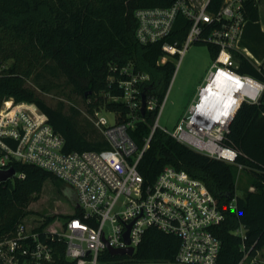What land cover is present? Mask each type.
<instances>
[{"label":"built area","instance_id":"1","mask_svg":"<svg viewBox=\"0 0 264 264\" xmlns=\"http://www.w3.org/2000/svg\"><path fill=\"white\" fill-rule=\"evenodd\" d=\"M165 4L137 7L135 38L140 44L161 42L163 55L158 63L177 55L181 58L192 43H205L217 49L203 82L171 132L177 141L208 156L234 163L237 150L225 144L229 123L243 102L257 103L264 94V78L241 73L233 56L244 54L258 71L264 67L241 44L247 18L243 0H164ZM186 22L181 42L170 41L176 18ZM179 62V61H178ZM124 74L116 85L120 96L112 101L125 103V120L109 123L102 109L88 111V119L99 131L106 147L64 150V140L48 122L47 115L33 102L12 97L0 104V169L14 162L28 163L50 172L69 184L76 193L81 216L71 217L59 228H47L45 239L37 231L18 223L12 235L0 237V264H54L56 249L46 240L56 236L64 241L65 258L74 264H216L219 239L211 227L224 216L204 182L183 169L166 165L152 182H145L137 169L143 151L158 126L157 119L168 95L160 97L142 91L150 76L131 65L119 68ZM144 95V110L141 112ZM236 102L232 111L226 105ZM156 110L143 146L137 147L129 135L143 113ZM160 128V127H159ZM241 169L240 164H236ZM24 177L15 171L14 177ZM231 206V205H230ZM109 223L106 229V223ZM128 225L129 228H128ZM155 228L178 237L172 260L133 258L144 232ZM128 229L127 240L124 236ZM132 247L131 255L108 260L103 252ZM237 264H264L257 255L245 253Z\"/></svg>","mask_w":264,"mask_h":264},{"label":"trees","instance_id":"2","mask_svg":"<svg viewBox=\"0 0 264 264\" xmlns=\"http://www.w3.org/2000/svg\"><path fill=\"white\" fill-rule=\"evenodd\" d=\"M159 4H165L164 0H0V104L8 97L34 102L63 138L66 151L106 147L91 122L77 120L78 110L72 109L67 114L61 105L46 104L26 82L30 78H39L43 70L52 76L62 75L86 100L88 111L105 109L118 113V122L125 120V103L107 99V96L122 93L116 85L117 80L124 77L119 68L131 65L134 70L148 73L150 79L141 89L156 92L160 97L175 69L176 61L172 59L158 63L163 55L161 42L140 44L134 34L136 19L133 11L137 7ZM243 7L247 21L241 44L264 64V31L259 23L258 0H243ZM186 26L183 18L178 16L168 40H177L181 44ZM207 46L213 57L217 49ZM233 56L239 72L264 78V67L258 71L240 52H234ZM40 86L48 89L45 84ZM155 114L156 110H146L144 120L136 121L129 129L137 147L143 146ZM224 142L237 150L235 164L201 153L156 127L137 169L145 182H152L166 165L200 178L224 216L211 227L220 241L216 264H237L245 253L251 257L264 247V94L257 103L243 102L239 106L229 123ZM236 164L250 174L248 186L240 194L235 185ZM13 168L23 172L24 177L15 176L0 183V237L12 235L18 223L23 222L29 213L30 202L38 199L47 179L58 182L50 172L33 164L14 162ZM72 210L66 219L81 216L75 202ZM54 218L45 217L32 226V230L45 239V230ZM146 232L171 238L173 244H167L156 257L146 258L142 255ZM143 237L133 258H174L179 243L177 236L148 228ZM46 240L56 249L54 264H74L65 258L63 240L58 241L56 236H48ZM102 258L117 260L124 257L105 250Z\"/></svg>","mask_w":264,"mask_h":264},{"label":"rangeland","instance_id":"3","mask_svg":"<svg viewBox=\"0 0 264 264\" xmlns=\"http://www.w3.org/2000/svg\"><path fill=\"white\" fill-rule=\"evenodd\" d=\"M258 11L261 27L264 29V0L259 2ZM208 49L205 43H192L181 58L177 60V57H171L176 63L169 82L167 99L157 119L160 128L171 132L194 97L197 87L203 82L204 79L202 80V78L206 75L212 63V57ZM40 84L47 85L48 89L41 88ZM26 85L33 89L37 97L41 98L46 104L53 107L61 105L63 111L67 114H70L72 109H76L79 112L76 118L80 123H84L86 119L89 121L86 100L67 84L62 75L52 76L43 70L39 78L28 79ZM107 99L112 100L111 96H107ZM102 113L109 123L114 122L115 115L113 112L102 109ZM249 180L250 174L248 171L242 168L236 169L235 185L237 194H240L242 189L248 186ZM76 201V193L69 184L60 180L53 182L51 179H47L42 185L38 199L30 202L28 206L29 213L24 216L23 222L30 229L43 221L45 217L55 216L47 227L51 229L59 228L60 222L65 220V216L73 211V203H76ZM105 227L108 229V222ZM173 241L171 238L160 236L157 232H146L142 240V255L146 258L156 257L161 253V249L166 247L167 244L172 245ZM256 255L260 261H264V247Z\"/></svg>","mask_w":264,"mask_h":264},{"label":"water","instance_id":"4","mask_svg":"<svg viewBox=\"0 0 264 264\" xmlns=\"http://www.w3.org/2000/svg\"><path fill=\"white\" fill-rule=\"evenodd\" d=\"M141 99H142V107H141V112H143L144 110V95L142 93L141 95ZM15 175V169L13 168V166L8 167L6 169H0V183L6 182L10 179H12ZM77 206V205H76ZM130 225H128L129 228ZM127 233H128V229L125 232L124 236L126 237V242L128 243L127 240ZM109 253L111 255H123V254H128L131 255L133 252V248L128 246L125 248H111L108 247Z\"/></svg>","mask_w":264,"mask_h":264},{"label":"clouds","instance_id":"5","mask_svg":"<svg viewBox=\"0 0 264 264\" xmlns=\"http://www.w3.org/2000/svg\"><path fill=\"white\" fill-rule=\"evenodd\" d=\"M235 107H237V104L233 101L225 106L224 111H232Z\"/></svg>","mask_w":264,"mask_h":264},{"label":"crops","instance_id":"6","mask_svg":"<svg viewBox=\"0 0 264 264\" xmlns=\"http://www.w3.org/2000/svg\"><path fill=\"white\" fill-rule=\"evenodd\" d=\"M261 0H258V4ZM259 23H260V26H261V20H260V13H259ZM261 30L264 31V29H262L261 27ZM247 48V47H246ZM248 49V48H247ZM249 50V49H248ZM250 51V50H249ZM251 52V51H250ZM252 53V52H251ZM253 54V53H252ZM254 55V54H253ZM255 56V55H254ZM256 57V56H255ZM257 58V57H256ZM259 59V58H258ZM205 76H203L202 80L204 79ZM187 108V107H186ZM185 111V110H184Z\"/></svg>","mask_w":264,"mask_h":264}]
</instances>
